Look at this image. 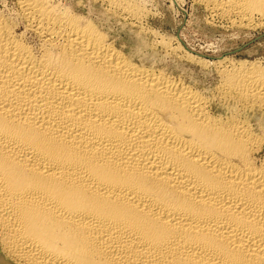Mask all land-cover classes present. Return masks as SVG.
<instances>
[{
    "label": "bare ground",
    "instance_id": "6f19581e",
    "mask_svg": "<svg viewBox=\"0 0 264 264\" xmlns=\"http://www.w3.org/2000/svg\"><path fill=\"white\" fill-rule=\"evenodd\" d=\"M205 2L238 24L264 21V0ZM16 3L24 32L0 14L7 256L23 264H264V130L253 127L264 123V66L216 67L230 110L222 118L182 78L134 62L65 5Z\"/></svg>",
    "mask_w": 264,
    "mask_h": 264
},
{
    "label": "rangeland",
    "instance_id": "374dc122",
    "mask_svg": "<svg viewBox=\"0 0 264 264\" xmlns=\"http://www.w3.org/2000/svg\"><path fill=\"white\" fill-rule=\"evenodd\" d=\"M119 1L136 5L141 14L135 19L116 13L111 0H53L54 4L59 2L77 16L96 24L107 39L134 62L141 61L148 67L182 78L212 102V111L222 118L230 110L222 99L218 67L240 61L264 66V21L254 26L238 24L220 16L206 0ZM17 5L16 0H0V14L10 23L18 24L22 33L25 21ZM27 38L37 46L38 40L33 34L28 32ZM166 43L169 46L164 45ZM186 54L202 59L205 65L192 62ZM253 122L251 124H255ZM253 127L259 132L264 130V123L262 128ZM0 249V264H23L9 258L1 246Z\"/></svg>",
    "mask_w": 264,
    "mask_h": 264
}]
</instances>
